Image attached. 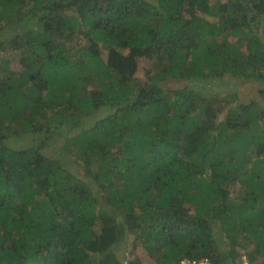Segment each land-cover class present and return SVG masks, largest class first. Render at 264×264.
Here are the masks:
<instances>
[{
    "label": "trees",
    "instance_id": "16d2710c",
    "mask_svg": "<svg viewBox=\"0 0 264 264\" xmlns=\"http://www.w3.org/2000/svg\"><path fill=\"white\" fill-rule=\"evenodd\" d=\"M210 1L0 0V264H264V0Z\"/></svg>",
    "mask_w": 264,
    "mask_h": 264
},
{
    "label": "rangeland",
    "instance_id": "374dc122",
    "mask_svg": "<svg viewBox=\"0 0 264 264\" xmlns=\"http://www.w3.org/2000/svg\"><path fill=\"white\" fill-rule=\"evenodd\" d=\"M215 1L216 0H211L210 2L215 3ZM200 16L203 17L204 19H207L208 21H214L213 18L206 16L204 13L200 14ZM260 27H261V24L260 26H257L256 29H259ZM69 47L70 46H68V48ZM70 49L72 50V47H70ZM3 57L9 60L10 68L13 71H15L16 73L20 72L21 69L18 65V53H14L12 50L8 49L6 50V54ZM150 65L151 63L145 59L138 60V69H137L136 77L139 80L143 81L146 79L145 73H146V70L149 69ZM216 83L217 82H214L215 86H212L211 88L207 89V93L209 91L220 90L219 89V86H220L221 90L239 92V96H241V101H247L256 95L255 94L256 89H253L252 91V86L241 85V82L238 83L237 81L232 80V79L228 80L227 82L221 83V85H218L220 83H217L216 85ZM257 89H259V87ZM71 171L76 178H78L79 174L81 175V172H82L81 169L74 167V166H72ZM132 238L133 236L129 237L128 241L119 247L120 251L117 253L118 258L120 260L122 259L126 260L128 257H135V258L138 257L143 264H155L154 259L147 252L144 251L142 246L140 247V244L135 246ZM257 263L258 261L256 262V264Z\"/></svg>",
    "mask_w": 264,
    "mask_h": 264
},
{
    "label": "built area",
    "instance_id": "2783aa9c",
    "mask_svg": "<svg viewBox=\"0 0 264 264\" xmlns=\"http://www.w3.org/2000/svg\"><path fill=\"white\" fill-rule=\"evenodd\" d=\"M172 264H215V263L211 262L210 260H208L206 258L200 259L198 261L190 260L188 258H182L178 262L172 263ZM244 264H246V263H244Z\"/></svg>",
    "mask_w": 264,
    "mask_h": 264
},
{
    "label": "clouds",
    "instance_id": "9594fccd",
    "mask_svg": "<svg viewBox=\"0 0 264 264\" xmlns=\"http://www.w3.org/2000/svg\"><path fill=\"white\" fill-rule=\"evenodd\" d=\"M7 50H8V49H7ZM5 54H6V51L4 52L3 56H4ZM3 56H2V57H3ZM9 66H10V64H9Z\"/></svg>",
    "mask_w": 264,
    "mask_h": 264
}]
</instances>
